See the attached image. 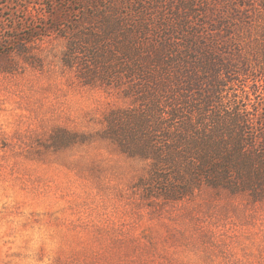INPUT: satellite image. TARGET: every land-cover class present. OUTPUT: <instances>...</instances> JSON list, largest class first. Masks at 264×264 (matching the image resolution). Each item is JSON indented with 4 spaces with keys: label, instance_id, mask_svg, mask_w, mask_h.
<instances>
[{
    "label": "rangeland",
    "instance_id": "rangeland-1",
    "mask_svg": "<svg viewBox=\"0 0 264 264\" xmlns=\"http://www.w3.org/2000/svg\"><path fill=\"white\" fill-rule=\"evenodd\" d=\"M82 1L0 0V264H264L260 182L169 202L141 186L147 163L103 139L132 100L86 85L90 54L50 30ZM114 45L100 56L119 65Z\"/></svg>",
    "mask_w": 264,
    "mask_h": 264
},
{
    "label": "trees",
    "instance_id": "trees-1",
    "mask_svg": "<svg viewBox=\"0 0 264 264\" xmlns=\"http://www.w3.org/2000/svg\"><path fill=\"white\" fill-rule=\"evenodd\" d=\"M82 2L80 20L60 7L50 30L90 54L86 85L132 100L108 114L103 139L147 163L141 186L169 202L264 186V1ZM111 42L119 65L100 56Z\"/></svg>",
    "mask_w": 264,
    "mask_h": 264
}]
</instances>
